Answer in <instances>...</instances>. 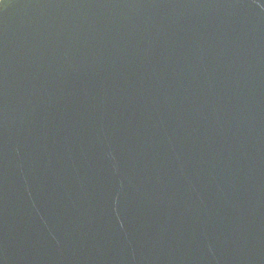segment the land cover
Listing matches in <instances>:
<instances>
[{"label": "water", "instance_id": "95a60500", "mask_svg": "<svg viewBox=\"0 0 264 264\" xmlns=\"http://www.w3.org/2000/svg\"><path fill=\"white\" fill-rule=\"evenodd\" d=\"M0 264H264V0H0Z\"/></svg>", "mask_w": 264, "mask_h": 264}]
</instances>
